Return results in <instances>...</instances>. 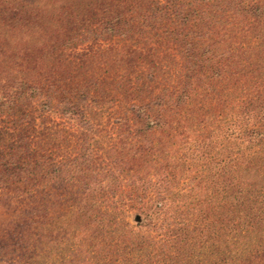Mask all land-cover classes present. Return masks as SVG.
I'll use <instances>...</instances> for the list:
<instances>
[{
    "label": "trees",
    "instance_id": "obj_1",
    "mask_svg": "<svg viewBox=\"0 0 264 264\" xmlns=\"http://www.w3.org/2000/svg\"><path fill=\"white\" fill-rule=\"evenodd\" d=\"M96 95L115 134L77 142L113 149L0 142V264H264V0H0V115L106 128Z\"/></svg>",
    "mask_w": 264,
    "mask_h": 264
},
{
    "label": "rangeland",
    "instance_id": "obj_2",
    "mask_svg": "<svg viewBox=\"0 0 264 264\" xmlns=\"http://www.w3.org/2000/svg\"><path fill=\"white\" fill-rule=\"evenodd\" d=\"M126 43L129 42L118 37H114L109 40L103 39L101 37L92 36L83 43L77 44L76 51L97 55L103 52L105 53V51H107L112 45L118 44L119 46H121L126 45ZM99 60L100 58H98V61ZM94 62L96 64V61ZM95 98L96 99H94V103L96 102L97 104H99V108H101L102 104L104 107H108V109L104 111L102 117L100 116V119L102 118L101 120L108 121L109 119V124L106 128L102 127L103 125H93L91 128H88L87 125L83 122V119H81V117H72L70 115L62 114L60 109L56 108V104H54L51 109L45 108L40 103H35L32 106L24 104L23 106L19 107L18 110L12 113H3L0 115V142H5V140H7L6 142H12V139H10L11 134H13L14 132H19L22 128L29 129L30 124H33L32 126L38 131H40L41 128L45 125L49 126L51 131L50 133H52V142L62 143L63 146L66 148L67 152H71L74 146H77V148L79 149L81 148V146H86L87 144L97 147L105 146L106 144H108L107 146L113 149V146L117 142H77V140L81 138V135H83L84 133L91 134L90 132H93V138L98 139L97 133L98 131L101 132V129L103 130L104 134L106 133V131H108V134L109 132L110 134H115L116 127L114 128V117L117 116L118 113H113L114 117L110 116L111 114L108 113L115 112L116 109H119L121 111L123 109L118 106L117 102L113 104V100L108 101V99H104L100 97V95H96ZM89 102L92 101L89 100ZM24 115L26 117H23ZM109 116L110 118H108ZM59 128H63L67 132L66 140L64 142H58L59 140L57 137L58 135L56 133V130H58ZM1 135L4 136L2 139ZM109 135H107L108 138ZM70 154V156L74 155V153ZM69 159H72V157H69ZM96 159L99 160L100 158ZM59 160H61V157L55 154L53 161L55 162ZM135 191L136 190L134 188L126 186L120 189V191L118 192V194H120L121 196L119 202L124 204L126 208H129V218L130 220H132V222L138 221V217H140L136 209L132 207L130 208V206H135L136 204V202L131 198L135 196Z\"/></svg>",
    "mask_w": 264,
    "mask_h": 264
}]
</instances>
